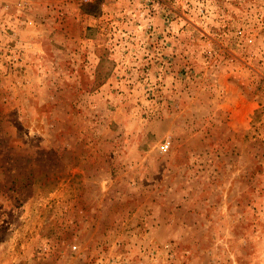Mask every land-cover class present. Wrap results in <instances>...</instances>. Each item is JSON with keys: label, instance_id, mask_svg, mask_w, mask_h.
<instances>
[{"label": "rangeland", "instance_id": "rangeland-1", "mask_svg": "<svg viewBox=\"0 0 264 264\" xmlns=\"http://www.w3.org/2000/svg\"><path fill=\"white\" fill-rule=\"evenodd\" d=\"M0 264H264V0H0Z\"/></svg>", "mask_w": 264, "mask_h": 264}]
</instances>
